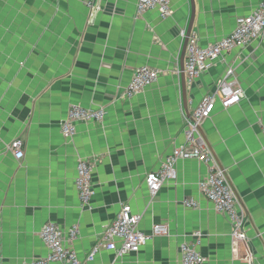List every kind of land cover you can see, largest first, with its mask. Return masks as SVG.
<instances>
[{"label":"crops","instance_id":"crops-1","mask_svg":"<svg viewBox=\"0 0 264 264\" xmlns=\"http://www.w3.org/2000/svg\"><path fill=\"white\" fill-rule=\"evenodd\" d=\"M260 1L194 0L191 35L202 47L215 44ZM136 3L0 0V264L45 258L39 232L47 223L63 232L77 227L72 249L81 264H181L184 242L203 264H264V37L224 54L190 85L184 74L183 88L190 0H170L173 13L165 20L156 11L137 15ZM143 66L158 71L157 80L122 98ZM230 67L244 96L227 110L217 102L200 130L246 210L251 262L242 244H232L227 218L200 193L204 164L178 161L175 180L155 195L145 185L146 175L185 143L187 119ZM71 105L103 108L104 119L77 122L65 139L60 124ZM13 141L20 142L21 160L10 150ZM79 160L93 168L86 206L75 186ZM188 199L197 207H184ZM123 205L141 217V232L166 224L169 235L123 257L101 249L87 262Z\"/></svg>","mask_w":264,"mask_h":264},{"label":"built area","instance_id":"built-area-1","mask_svg":"<svg viewBox=\"0 0 264 264\" xmlns=\"http://www.w3.org/2000/svg\"><path fill=\"white\" fill-rule=\"evenodd\" d=\"M91 7H96V4ZM146 11H156L160 19L169 18L173 11L170 0H137L136 12L141 15ZM185 38V33L182 32ZM264 37V0L260 1L257 9L249 16L239 18L236 26L228 35L217 43L202 47L196 35L189 36L184 62V74L190 85L200 74L206 72L210 66L220 60L222 56L235 48H243L252 41ZM158 71L143 66L134 70L131 80L124 89L122 98H131L153 84L158 78ZM244 93L233 68H228L221 79L217 81V87L213 94L204 95L192 114L186 121L183 130L185 143L175 147L172 153L161 162L158 171L150 172L145 177V185L150 196L155 195L166 181L175 180V164L180 160L195 159L206 166L205 178L198 184L200 193L210 202L216 212L225 216L230 225V237L232 244L244 247V259L252 260L250 246L246 235V225L249 220L246 210L230 183L224 169L220 166L210 146L204 139L200 126L211 117L216 103L222 109L227 110L239 104ZM104 109L87 110L78 105H71L66 117L60 124L61 134L65 139H70L75 134V124L101 123L104 119ZM16 160H21L24 153L19 141H13L9 146ZM92 165L86 160L77 163V177L75 186L79 200L83 206L89 204L93 194ZM186 208H196L194 200L183 202ZM141 220L139 215L132 214L130 207L123 205L116 219L100 234L96 244L87 255L86 261L94 260L95 255L101 249L114 251L118 257L129 253H137L150 239L155 236H168L169 230L166 224H154L151 234H145L138 229ZM78 234L77 227L63 232L53 223L45 224L39 232L48 254L43 259L31 261L27 264H81L77 254L72 249V243ZM181 264H203L204 258L196 251L194 245L182 243L179 246Z\"/></svg>","mask_w":264,"mask_h":264},{"label":"water","instance_id":"water-1","mask_svg":"<svg viewBox=\"0 0 264 264\" xmlns=\"http://www.w3.org/2000/svg\"><path fill=\"white\" fill-rule=\"evenodd\" d=\"M190 5H191L190 22H189L187 31L185 33V38H184V42H183L182 52H181V56H180L181 70L183 72V74H182V82H183L182 84H183V88H184V85H185V80H184V78H185L184 77V64H183V61H184V58H185V51H186L187 41H188L189 36L191 35L192 22H193V19H194V0H190Z\"/></svg>","mask_w":264,"mask_h":264}]
</instances>
